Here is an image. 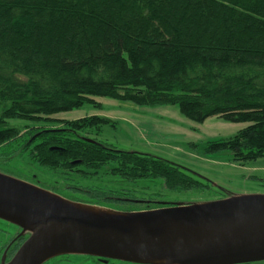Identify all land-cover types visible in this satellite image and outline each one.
<instances>
[{
	"label": "trees",
	"instance_id": "1",
	"mask_svg": "<svg viewBox=\"0 0 264 264\" xmlns=\"http://www.w3.org/2000/svg\"><path fill=\"white\" fill-rule=\"evenodd\" d=\"M93 98L176 105L196 123H248L206 151L238 162L264 157V0H0V172L116 211L161 205L78 182L108 167L104 173L128 183L159 179L169 192L200 193L208 184L168 161L91 139L103 118H50L99 106ZM54 122L61 126H45ZM11 161L50 181L15 176Z\"/></svg>",
	"mask_w": 264,
	"mask_h": 264
},
{
	"label": "water",
	"instance_id": "2",
	"mask_svg": "<svg viewBox=\"0 0 264 264\" xmlns=\"http://www.w3.org/2000/svg\"><path fill=\"white\" fill-rule=\"evenodd\" d=\"M0 220L27 235L1 264H45L60 256L131 264L264 262V194L116 211L0 172Z\"/></svg>",
	"mask_w": 264,
	"mask_h": 264
},
{
	"label": "rangeland",
	"instance_id": "3",
	"mask_svg": "<svg viewBox=\"0 0 264 264\" xmlns=\"http://www.w3.org/2000/svg\"><path fill=\"white\" fill-rule=\"evenodd\" d=\"M93 101L99 106L84 104L79 108L54 114L50 118L57 121H77L90 116L101 117L107 122L96 131H89L88 136L91 139L118 151L161 158L207 183L209 187L200 193L178 194L165 190L159 179H141L128 183L104 173L108 167L95 176L79 181L80 186L107 191L130 190L133 196L156 198V202L167 205L211 201L228 195L264 194V157L238 162L230 152L206 151L209 144L233 137L245 129L248 123H231L217 117H209L202 123H196L185 118L176 105L138 107L110 98H93ZM24 124L21 121L9 122V125L17 127ZM45 126L58 128L61 125L54 122ZM11 162L13 164L6 168L16 172L15 176L28 177L32 173L38 175L40 181H50L43 170L32 165L25 166V162ZM6 229L10 232L13 228L7 226ZM1 234L0 232V241L4 236ZM60 259L57 257L45 264H105L81 256H67L64 262H59Z\"/></svg>",
	"mask_w": 264,
	"mask_h": 264
},
{
	"label": "flooded vegetation",
	"instance_id": "4",
	"mask_svg": "<svg viewBox=\"0 0 264 264\" xmlns=\"http://www.w3.org/2000/svg\"><path fill=\"white\" fill-rule=\"evenodd\" d=\"M22 179H24V178H22ZM24 180L27 181L26 179H24ZM163 204H160L161 207L171 206V205H166V203H164V202H163ZM7 226L12 227L13 231L10 230V232H9L7 229L5 230V227H7ZM0 232L4 235L3 239L0 241V264H1L3 257H4V262H8L12 258V256L16 252V250L23 243V241L27 238V235H24V236L20 235V229H18L17 227H15L11 224H8L4 221H1V220H0ZM64 257L65 256L58 257V258H61L59 260V262L66 261V258L63 259ZM81 257H85V259L90 258L89 256H81ZM89 260L100 262V263H105V264H109L110 261H116V260H104V259H98V258H96L95 260L90 258ZM117 262H120V261H117ZM50 264H53V263H50ZM129 264H131V263H129Z\"/></svg>",
	"mask_w": 264,
	"mask_h": 264
}]
</instances>
